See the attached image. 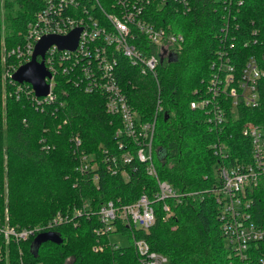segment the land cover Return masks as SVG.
<instances>
[{"label":"trees","instance_id":"trees-1","mask_svg":"<svg viewBox=\"0 0 264 264\" xmlns=\"http://www.w3.org/2000/svg\"><path fill=\"white\" fill-rule=\"evenodd\" d=\"M224 2L188 0L185 12L163 7L162 25L168 23L183 41L170 61L157 66V86L154 79L139 75L124 59L117 67L128 103L143 119L152 116L155 97L160 98L162 109L153 134L158 177L177 191L196 192L179 203L168 199V216L161 204L155 203L153 224L147 231L135 233L150 249L165 255L168 264H240L226 249L216 219V159L208 146L213 134L201 113L188 107L195 96L193 90L207 78L209 62L217 49L216 35L226 12L223 5L232 15L230 31L237 37L232 45L234 61L241 63L254 55L263 58L264 70V0ZM32 10L31 0H0L7 50L21 41ZM54 80V100L40 107L24 95L1 100V87L7 89L9 84L0 81V222L6 217L8 225L21 228L46 223L57 213H66L71 219L50 229L59 235V243L44 241L36 249L31 245L34 236L7 244L0 236V264H138L128 243L112 248L107 235H95L96 216H86L82 207L94 211L100 202L116 198L130 202L140 192L152 191L154 180L142 166L128 171L126 180L119 173L105 170L98 160L103 149H114L118 118L104 110L99 95L85 93L59 77ZM257 89L259 109L243 112V117L264 115V74ZM240 120L224 130L231 133L227 140L231 145L240 141ZM74 137L79 140L76 147ZM80 154L93 156L98 167L79 173ZM95 172L97 179L93 181ZM248 197L250 217L264 229V182L251 188ZM75 209L81 214H74ZM97 238L102 247L94 250ZM256 249L250 252L251 259L264 251V238ZM249 264H256L255 260Z\"/></svg>","mask_w":264,"mask_h":264},{"label":"built area","instance_id":"built-area-1","mask_svg":"<svg viewBox=\"0 0 264 264\" xmlns=\"http://www.w3.org/2000/svg\"><path fill=\"white\" fill-rule=\"evenodd\" d=\"M31 1L33 10L24 23L21 41L2 56L7 64L2 74L3 84L6 82L12 86L15 98L24 95L37 107L54 100L55 77L85 93L100 96L104 110L118 118L120 126L113 132L114 149H103L98 162L109 173H119L125 180L129 178L128 171L142 166L145 174L153 178L154 189L140 192L130 202L124 203L116 198L100 202L94 211L82 207L83 214L96 216L98 224L93 232L97 236L107 235L108 245L112 248L120 246L111 238L112 235L126 238L138 264L168 262L165 255L150 249L147 241L135 237V233L147 231L153 224L155 203H160L168 216L171 214L168 199L179 203L181 198L196 192L177 191L158 177L153 158V134L156 117L162 109L160 98L158 95L155 97L152 116L143 119L129 105L119 83L117 67L119 60L124 59L139 75L154 79L157 86V66L175 56L183 41L182 35L172 30L168 23L162 25V9L166 6L175 12H185L189 9L188 0ZM223 6L226 12L221 16L216 35L218 46L209 62L207 78L193 90L195 96L188 101V107L201 113L207 129L213 134L208 144L216 159L214 172L218 184L213 196L218 206L216 219L225 247L239 259L240 264H249L253 259L256 264H264V251L252 256L253 259L250 257V252L257 251V243L264 238V229L252 221L248 210L250 189L264 182V115L243 117V112L259 109L257 85L264 74L263 58L251 55L241 63L234 61L236 55L232 52V45L237 37L230 31L232 15L226 5ZM76 29L78 32L72 49L59 48L51 43L42 57L36 56L50 75L44 78L48 85L44 96L36 97L27 82L19 83L11 78L21 64L30 60L34 45L42 36H66ZM237 120H240L237 130L240 141L231 145L227 141L231 133L224 130ZM73 143L74 147L78 145L77 137L73 138ZM79 157V173L98 167L93 156L80 154ZM96 179L95 172L92 180ZM74 214L81 212L75 209ZM68 217L66 213H57L46 223L21 228L8 225L5 217L0 222V236L4 244L18 242L50 231L71 219ZM101 247L97 238L93 249Z\"/></svg>","mask_w":264,"mask_h":264},{"label":"water","instance_id":"water-1","mask_svg":"<svg viewBox=\"0 0 264 264\" xmlns=\"http://www.w3.org/2000/svg\"><path fill=\"white\" fill-rule=\"evenodd\" d=\"M78 30L70 31L66 36L46 35L42 36L34 45L33 52L29 61L21 64L12 74L11 78L16 82H27L36 97L44 96L48 91V85L44 78H49V73L44 69L42 61L36 60V56L42 57L45 48L55 43L59 48H73L76 41ZM172 57H169L170 61ZM44 241L59 243V235L53 231H45L34 236L31 245L33 249Z\"/></svg>","mask_w":264,"mask_h":264},{"label":"rangeland","instance_id":"rangeland-1","mask_svg":"<svg viewBox=\"0 0 264 264\" xmlns=\"http://www.w3.org/2000/svg\"><path fill=\"white\" fill-rule=\"evenodd\" d=\"M1 17V15H0ZM3 20L2 18L0 19V81L3 83V78H2V74H3V70L5 68V66L7 67V64L5 65V62L2 59V56L5 54V52H7V46L4 43V30H3ZM12 94V86L9 85V88H4V86L2 85L1 87V100H3L6 96H11ZM3 103V102H2ZM153 158H155V153H153ZM112 239L116 240L117 244H127L128 240L124 237H120L118 235H112L111 236ZM164 264H168L167 262Z\"/></svg>","mask_w":264,"mask_h":264},{"label":"bare ground","instance_id":"bare-ground-1","mask_svg":"<svg viewBox=\"0 0 264 264\" xmlns=\"http://www.w3.org/2000/svg\"><path fill=\"white\" fill-rule=\"evenodd\" d=\"M257 112V111H256Z\"/></svg>","mask_w":264,"mask_h":264}]
</instances>
